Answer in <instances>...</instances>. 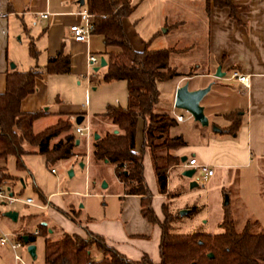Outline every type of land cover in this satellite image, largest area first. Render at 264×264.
<instances>
[{
    "label": "crops",
    "instance_id": "1",
    "mask_svg": "<svg viewBox=\"0 0 264 264\" xmlns=\"http://www.w3.org/2000/svg\"><path fill=\"white\" fill-rule=\"evenodd\" d=\"M83 1V4L79 6L77 0H0V93L4 90L5 74L9 70L15 69L21 72L35 64L42 66L47 58L54 56L60 48H63V51L69 55L68 73L42 75L35 82V92L26 96L20 102L22 112H31L38 109L44 111L42 116L33 121V133H37L34 132L33 128L38 123H44L42 128L38 130L39 132L45 127L53 125L59 118L78 114L84 116L85 114V112H79L76 108H69L74 111L65 109L63 103L57 105V107H50L51 91H49L47 82L50 77H56L55 79H59L58 81L69 80L70 82L76 80L78 84V74L85 68L86 52L96 54L99 57L103 56L106 61L105 56L101 55V52L106 49L100 35L91 34L87 43L74 41L70 37L69 25L81 23L77 12L85 9V0ZM230 2L236 7L234 15L231 14L228 7L216 6L212 1L206 3L205 0H130L133 10L122 19L124 34L135 51H141L145 47L148 49L151 41L161 34L180 31L177 36H187L189 44L184 47H176L175 43L165 48H173L172 53L174 54L184 52L187 49L190 51L194 49L198 53L204 52L205 60L196 57L199 62H197L198 60L194 61L195 64L186 73L191 75L182 74L172 78L174 81L171 96L173 98L176 87L187 80L199 79L191 87H188L190 90L210 84V89L201 98L200 104L208 119V125L212 124V121H210L211 116L220 115L227 120L226 125L218 127L219 132L213 131L226 136L224 138L210 137L207 132L202 130L208 125L199 128L200 124L192 120L190 115L188 116L183 110L187 116L182 121H176L169 128L168 135H179L184 141L185 130L194 135L200 134V143L196 141L195 144L188 145L184 141V145L174 149L172 154L179 160L180 157L185 156L186 151H193L194 153L190 157H194V154H196L199 163L207 165L212 170L209 176H212L214 169H217L220 177L226 171L245 169L251 163L257 165L264 158V0H230ZM140 4L142 5V15L150 9V6L154 7L152 11H148L149 22L142 26H138V19L142 17L141 14L137 13V7ZM43 12H47V16L44 18L39 16ZM167 15H170L173 21L171 20L168 23ZM161 27H164L162 33L159 31ZM29 37L34 44L35 58L30 57L28 54ZM97 41L100 43L98 46ZM202 60L203 66L200 65ZM11 63L13 68H10ZM217 66L220 67L221 72H224V75L220 78L214 76V70ZM174 68L176 67L174 66ZM231 72L248 75V86L244 87L235 79L229 78L228 75ZM54 101L60 102L57 94L54 96ZM154 108L156 112L168 113L171 117H173L172 112L181 114L179 109L174 108L172 104L168 109H164L157 101ZM231 112L237 114L238 118V127L233 134L222 130L230 125L227 114ZM90 119L94 121L92 125L97 132V136L103 135L106 131H116L114 125L106 118L96 115L95 118ZM176 127H178V130H173ZM141 130L142 121L138 119L135 135L137 131L138 133L140 131V139L134 137L135 151L140 150ZM70 132L76 138L75 146L72 148L73 155L71 156H82L84 154V142L73 132V128ZM64 135L65 133H61L52 139L51 143L63 138ZM148 156L147 151L144 150L142 175L149 191L150 207L157 220L161 222L163 219L161 204L165 202L164 199H167L168 191L172 190L169 179L170 172L175 168H187L181 166L183 162H180V160L178 164L170 166L166 171L165 192L160 193ZM187 159L186 157L184 162ZM23 162L27 169L26 172H23L24 179L30 177L33 191L35 192L34 188L37 189L44 198V201L41 202L37 196L38 202L35 200L34 202L39 205L46 203V207L38 208L20 202L15 203H19L24 207L30 206L38 211L48 210L47 217L43 220V215H41L38 223L32 221L34 227L36 226L32 230L27 229L25 225L10 229L12 227L10 223L16 222L18 218L25 219L24 221L28 222L34 220L35 217H32L30 213L26 214L22 211L19 214L18 211H15L16 219L11 220L1 213L0 233L6 232L20 238L24 234L31 235L34 240L33 242L28 241V243L35 244L36 237L41 235L38 225H42V222L47 227V233L53 237L62 231L84 237L86 229L100 236L106 245L114 248L128 260L138 261L141 257L146 256L153 263L158 262L159 225L149 222L140 214V197L124 194L123 187L116 177L115 188L109 193L115 199L116 204L114 205L112 202L111 205H108L107 202H104L101 204L102 206L87 208L82 219H78L79 211L74 210L72 207L68 210L60 208L62 205L60 200H57V195L62 192L56 190L55 173L48 170L47 174V171H45L46 168H52L50 167L52 164L45 166L43 156L35 152L24 155ZM9 163L13 164V168H15L14 161L12 162L9 158L6 160L0 159V168H4L10 173L7 169ZM84 164L86 162H83V166ZM101 164L108 163L103 162ZM92 165L95 164L92 163ZM111 166L113 168V165ZM47 177L51 178L52 186L47 182ZM13 183L14 181L2 187L9 194H13L10 191ZM105 187L106 184L102 188ZM240 201V198L236 195L235 208L241 210L244 220L247 218L256 219L263 228V198L259 200L261 203L259 207L247 203L240 206L239 204L242 203ZM51 205L52 208H50ZM219 212L221 217L222 208ZM66 213H71L73 219L67 217ZM201 223H206V220ZM34 231H37V234H34ZM43 239L42 236V244ZM23 251L24 254L20 251L19 253L26 262L31 264L43 263V249L41 263H34L36 248L34 260H31L25 248ZM90 254L93 259L101 256L100 250L95 247L90 249ZM0 264H16L12 258V252L6 246L1 245Z\"/></svg>",
    "mask_w": 264,
    "mask_h": 264
},
{
    "label": "trees",
    "instance_id": "2",
    "mask_svg": "<svg viewBox=\"0 0 264 264\" xmlns=\"http://www.w3.org/2000/svg\"><path fill=\"white\" fill-rule=\"evenodd\" d=\"M209 1L219 7H228L234 15L236 7L230 0H205L206 3ZM84 10L91 15V34L100 35L106 49L101 52L106 58L103 80H122L126 88L125 107L109 106L104 114L99 115L108 119L116 131H106L95 139L92 136L90 159L93 164L106 162L113 165L123 193L140 197V214L160 228L159 260L153 263L143 256L138 261H131L86 229L84 237L64 231L53 237L47 233L46 226L39 224V232L44 237L42 264H264V229L256 219L247 218L242 228L236 230L228 202L222 207L219 230L214 234L171 232V216L165 202L161 204L163 220H157L142 175V156L146 150L158 191L165 192L166 171L179 163L172 151L184 145V141L179 135H168L176 120L168 113L156 112L154 105L158 101L156 83L181 75L169 64L174 49L149 50L145 47L135 51L131 47L122 28V19L133 10L130 0H85ZM27 49L30 57L35 58L30 37ZM68 71L69 55L60 48L42 66L35 64L25 71L11 69L6 72L4 90L0 93V159L12 157L16 170L26 172L23 156L31 152L42 155L45 166L73 155L76 138L70 132V116L59 118L53 125L33 133L32 123L44 111L20 110L21 100L35 92L37 79L42 75H60ZM227 117L230 125L222 130L233 134L238 127L237 114L231 112ZM138 119L142 121L141 146L135 151ZM61 133H65L64 137L51 143ZM17 178L0 168V188ZM34 190L43 202V196ZM197 211L196 207H191L188 213L196 214ZM66 216L73 219L71 213ZM24 235L33 242L31 235ZM92 247L100 250L99 258L91 257Z\"/></svg>",
    "mask_w": 264,
    "mask_h": 264
},
{
    "label": "rangeland",
    "instance_id": "3",
    "mask_svg": "<svg viewBox=\"0 0 264 264\" xmlns=\"http://www.w3.org/2000/svg\"><path fill=\"white\" fill-rule=\"evenodd\" d=\"M149 8V10L152 11L154 7L150 6ZM141 9L142 5L140 4L137 7V13L139 15L142 13ZM149 10H146L143 15L141 14L142 17L138 19V26H142L149 22ZM166 19L168 23L172 20L170 15H167ZM163 29L164 27L159 28L160 33L163 32ZM177 34L179 35L180 31H170L161 34L151 41L148 49H161L172 46L175 43L177 45L176 47H184L189 44V38L187 36L183 35V37H178ZM99 44V41H97V46ZM196 57H199L200 60H205L204 52L198 53L194 49L191 51L187 49L181 53H171L169 64L171 67L175 66L179 74H186L195 64L194 61L198 60ZM203 60L200 62L201 66L204 65L202 63ZM197 62H199V60ZM103 73L104 67H99L96 71H93L92 68H87L85 64L83 71L78 74V84L76 80H71L70 82L69 80L58 81L59 79H55L56 77H50L49 81H47L49 91H51L50 107H57V105L63 103L62 105L65 109L76 108L79 112H85V120L89 122L91 128V138L89 139L87 148L86 144L83 143L84 154L82 156H70L50 166L55 170L56 190L62 192L57 195V200H60L62 205L60 208L68 210L72 207L74 210L79 211L78 219H82L84 211L87 208L102 206L101 204L104 202H107L108 205H111L112 202L114 205L116 204L115 199L109 195L115 188V176L112 166L109 163L102 165L100 162L96 163L98 165H92L90 159L92 136L93 133H97L92 125L93 120L91 121L90 118H95L96 115L104 114L109 106L125 107L126 105V88L124 81H104ZM175 77L176 76L172 78ZM172 78L156 83L158 102L164 109H168L170 105L173 104L171 89L174 79ZM197 80L199 79L187 80L185 82L188 83V87H191ZM55 94L58 95L60 100L59 103L54 101ZM69 110L74 111L72 109ZM179 111L184 117L187 116L182 110ZM210 121H212V124L210 123L202 130L207 132L210 137L224 138L226 136L225 134L220 135L214 133L212 128L213 126L218 128L226 125L228 123L227 120L218 115L216 117L211 116ZM43 124V122L36 124L33 128L34 132H38ZM199 126V128H203L201 125ZM173 130H178V127ZM200 136V134L194 135L188 130H185L183 139L186 144L193 145L196 141H198V143L201 142L199 139ZM135 137H137L138 140L140 139V131L139 133L137 131ZM186 144L185 146H187ZM192 153L194 152L186 151L184 155L189 158ZM194 155L193 158L199 163L196 154ZM9 159L13 162L12 157ZM80 162H86V164L81 167L79 165ZM7 169L10 173L18 176L10 188V191L13 193L12 195L21 199L30 197L33 201L35 200L38 202L37 195L32 189L30 177L24 179V173L13 168V164L11 163H9ZM48 169L49 168L45 169L47 174L49 172ZM183 170L184 169L178 168L171 170L169 179L172 190L168 191L169 195L167 199L163 200L171 216L169 219V230L171 232H199L206 234L218 232V223L221 220L219 211L225 205L224 200H227L233 212L231 216L234 220L235 229L240 230L245 220L241 210L239 211L235 208L236 195L240 198V202H242L239 204L240 206L247 203L259 207V204H261L259 201L260 198L264 200V160L257 165L251 163L250 166L245 169L232 170L231 172L226 171L222 177L218 175L217 169H214V174L208 177H204L203 173L196 171L193 176L197 179L196 184L193 186H189V179L181 176ZM69 172H71L70 175L68 174ZM47 179V182L52 186L53 182L51 178L47 177ZM102 183L106 184L105 188L101 187ZM84 193L86 194L83 195ZM52 207L51 205L50 208ZM191 207H196L198 209L196 214L185 213V210ZM9 210L18 211L19 214L23 211L35 217L34 220L28 222H25V219L22 220L18 218L16 222L10 223L12 226L10 229H16L21 225H25L27 229L32 230L36 227H34L32 221L38 223L41 219V215H43L42 219L45 220L48 213V210L44 212L38 211L30 206L24 207L19 205V203L8 204L0 199V216L1 213ZM180 211L184 214H179ZM34 213L36 214L34 215ZM203 220H206V223H201ZM34 245L36 248V260L34 263H41L43 249L42 235L36 237ZM20 252L24 254L23 249H21Z\"/></svg>",
    "mask_w": 264,
    "mask_h": 264
},
{
    "label": "built area",
    "instance_id": "4",
    "mask_svg": "<svg viewBox=\"0 0 264 264\" xmlns=\"http://www.w3.org/2000/svg\"><path fill=\"white\" fill-rule=\"evenodd\" d=\"M77 14L80 16L81 23L69 25L68 31H69L70 37L74 41L87 43L89 40V37L91 35V15L89 13H87L85 10H81V11L77 12ZM39 16L44 18L47 16V12L40 13ZM98 63H99V57L98 56H96L95 54H92L90 52H86L85 64H86L87 68H93V67L97 66ZM228 77L231 79H235L237 82H239L244 87L248 86V75H246V74L231 72L228 75ZM172 116L176 121H182L184 119V116L182 114H177V113L172 112ZM188 116H189V114H188ZM69 120L72 123L73 132L79 138H81L83 140V142L86 144V148H87L89 139L91 138V128H90L89 122L87 120H85V116H83L81 122L78 124L75 123V116H70ZM181 166L183 168H193L194 173L196 171H199V172L203 173L204 176H209L212 173V170L207 165L197 163L193 157L188 158L186 160V162H183L181 164ZM48 170L51 173H55V170L53 168H49ZM0 199L4 200L8 204L20 202V203L35 206L38 208H45L46 207L45 206L46 203L43 205H39V204L35 203L33 201V199L30 197L23 198V199H21L19 197H14L12 194H9L3 187L0 188ZM33 233L37 234V231H34ZM0 245L6 246L12 252V258L16 264H31V263L26 262L19 253V251L21 249L25 248V244L22 242L20 237H17L13 234H10V233L2 232V233H0Z\"/></svg>",
    "mask_w": 264,
    "mask_h": 264
},
{
    "label": "water",
    "instance_id": "5",
    "mask_svg": "<svg viewBox=\"0 0 264 264\" xmlns=\"http://www.w3.org/2000/svg\"><path fill=\"white\" fill-rule=\"evenodd\" d=\"M83 0H77V3L79 4V6H81L83 4ZM106 65V61L103 58V56L99 57V63L97 66H95L93 68V71H96L99 67H104ZM10 68H13V64H10ZM224 75V72L220 71V67L217 66L216 70L214 72V76L217 78H220ZM210 89V84H207L206 86L202 87V88H196V89H188V83L184 82L182 85L176 87L175 92H174V97H173V107L179 110H183L185 112H187L190 117L192 118V120L198 122L201 126H207L208 125V119L205 116L204 112H203V107L200 104V100L201 98L209 91ZM83 118V115L78 114L75 116V123L78 124L81 122ZM213 131L219 132L220 129L216 128L213 126ZM97 134L93 135V138H97ZM186 159L185 156H182L179 158L180 162H184ZM79 165L82 167L83 163L80 162ZM69 175L71 174V172L68 173ZM194 174V169L193 168H187L184 169L181 172V176L189 179V186H193L196 184V179L193 176ZM21 181V179H20ZM105 184H102V187H104ZM227 203V200H224V204ZM189 210H185V213H187ZM183 212L180 211L179 214H182ZM184 214V213H183ZM3 216L11 219V220H15L16 219V212L15 211H5L2 213ZM45 223L42 222V225H44ZM22 242L25 244V250L28 253V255L30 256L31 260L35 259V245L32 243H28V239L26 235H22L21 236ZM209 256H211L209 254Z\"/></svg>",
    "mask_w": 264,
    "mask_h": 264
}]
</instances>
